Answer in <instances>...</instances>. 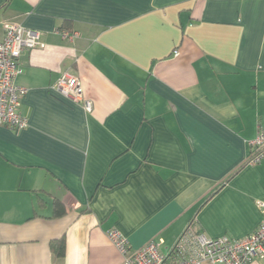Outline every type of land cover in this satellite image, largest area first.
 <instances>
[{
	"label": "crops",
	"instance_id": "0c3cea01",
	"mask_svg": "<svg viewBox=\"0 0 264 264\" xmlns=\"http://www.w3.org/2000/svg\"><path fill=\"white\" fill-rule=\"evenodd\" d=\"M4 23L43 47L18 60L27 127L0 126V264H123L111 230L168 254L187 227L242 239L264 221V160L246 163L264 0H0V41ZM64 73L90 112L51 89Z\"/></svg>",
	"mask_w": 264,
	"mask_h": 264
},
{
	"label": "built area",
	"instance_id": "2783aa9c",
	"mask_svg": "<svg viewBox=\"0 0 264 264\" xmlns=\"http://www.w3.org/2000/svg\"><path fill=\"white\" fill-rule=\"evenodd\" d=\"M75 35V34H74ZM62 32L64 38L75 36ZM40 34L18 24L4 23L0 41V126L16 132L27 127V120L19 113V106L26 94L15 80L23 72L18 60L23 51L42 48ZM51 89L73 103H83L86 112L91 111L89 102H83L80 80L68 73L62 74ZM264 160V131L259 130L249 142L246 163L256 166ZM264 212V199L256 202ZM107 237L123 256V264H251L264 257V221L254 232L242 239L221 237L209 239L187 227L177 238L168 254L160 251L161 241L152 240L138 249H131L127 240L111 230Z\"/></svg>",
	"mask_w": 264,
	"mask_h": 264
},
{
	"label": "trees",
	"instance_id": "16d2710c",
	"mask_svg": "<svg viewBox=\"0 0 264 264\" xmlns=\"http://www.w3.org/2000/svg\"><path fill=\"white\" fill-rule=\"evenodd\" d=\"M217 192V189L206 199L208 200L211 196H213ZM64 213V210L61 208L60 203L58 201L54 202V210L53 216L58 217ZM51 250L57 257H62L64 254V243L60 242H51L50 243Z\"/></svg>",
	"mask_w": 264,
	"mask_h": 264
}]
</instances>
